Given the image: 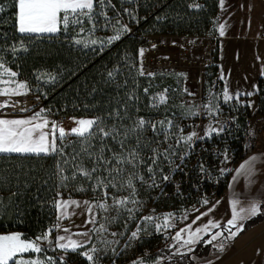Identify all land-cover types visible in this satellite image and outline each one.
<instances>
[{"label":"trees","instance_id":"1","mask_svg":"<svg viewBox=\"0 0 264 264\" xmlns=\"http://www.w3.org/2000/svg\"><path fill=\"white\" fill-rule=\"evenodd\" d=\"M14 2L0 0V6L4 8L0 12V64L17 74V79L26 84L29 95L37 99L36 105H41L46 114L67 118L103 117L111 125L113 120L108 113L121 108L122 114L126 111L131 117L125 119L126 124L131 125L139 118L158 125L164 121L163 129L168 134L165 140L163 135H156L150 127L143 133V142L147 147L140 155L147 164H151L149 158L153 148L159 147L161 152L168 148L169 155L152 165L153 174L148 172L147 164H141L136 169L146 181L135 182L137 199L141 202L139 211L134 214V219H129L126 214L118 217L108 225L109 233H105L110 241L118 243L111 244V249L105 251L104 245L91 233L90 242L72 253H66L68 258L64 263L76 264L71 258H77L93 245L102 249L100 258L105 261H127L133 251L139 256L135 261L154 263L161 260L155 264H194V257L207 256L212 250L205 243L208 235L185 255H173L169 246L160 243L158 237L139 240L132 252L117 251L120 242L135 229L147 208L168 211L184 199L193 202L192 199L197 196L194 192L167 196L170 188L164 184L163 177L174 175L189 151L181 141L183 131H177L182 122L178 115L182 94L174 75L140 74L135 59L142 38L144 35L213 34L219 0H106L105 4L94 7L93 18H100L103 13L115 21L121 17L122 21L116 32H109L111 26L103 30L101 45L79 40L83 36L78 35V27L71 24L66 30L61 26V30L54 34H21L15 23ZM84 23H89L86 18ZM118 32L119 40L112 43L105 40V36ZM77 40L81 43H76ZM214 61L215 64L207 70L211 80L217 71L216 52ZM110 72L113 73L111 77L108 75ZM157 94H164V103L155 105ZM130 96L133 99H129ZM257 99L258 115L264 116V78L258 81ZM230 104L238 111L236 116L241 127L244 117L249 115L248 108L240 107L235 101ZM169 119L171 127L167 124ZM157 141L161 143L158 145ZM97 143L93 141L94 145ZM57 144L63 146L64 155L0 154V234L19 233L22 239L35 241L55 223V203L60 195L93 201L102 198L99 190H93L94 184L89 186L92 182L80 175L72 179L76 162L71 157L80 148L78 138L69 135ZM130 146H134V139ZM66 159L69 161L67 164L64 163ZM82 166L91 168L92 165L84 160ZM61 167L64 169L62 175L68 177L63 183L58 173ZM81 188L84 190L81 191ZM118 194L126 195L125 192ZM262 221L264 204L260 214L244 223V230ZM111 232L118 235L113 237Z\"/></svg>","mask_w":264,"mask_h":264},{"label":"snow or ice","instance_id":"2","mask_svg":"<svg viewBox=\"0 0 264 264\" xmlns=\"http://www.w3.org/2000/svg\"><path fill=\"white\" fill-rule=\"evenodd\" d=\"M106 0H15V23L17 30L21 34H45V33H57L61 30V26L66 30L71 25H83L84 19L88 21L93 20V10L97 4L103 5ZM223 4V0H221ZM4 8L0 6V12H3ZM225 26L221 24L219 26L220 35H224ZM81 31L83 28L81 27ZM120 39L119 32L114 35L108 41L112 43ZM76 43H81L77 40ZM91 43H96L92 41ZM23 47V45H21ZM16 51L15 48L12 49ZM139 55L143 56V50H140ZM0 69H3L4 74L11 77H15V72H9L4 69L3 64H0ZM144 75L143 70L140 72ZM111 77L113 73H108ZM148 75H151L149 73ZM5 83H13L14 81H4ZM26 85L19 83L15 89L11 91L5 90L0 92V95H20L21 90H24ZM147 91V90H145ZM252 93H248L251 95ZM225 100L234 99L233 96H229L227 92L224 94ZM133 99V97H129ZM159 102L164 103L165 97L161 95ZM6 106V105H5ZM121 107H124L123 105ZM39 117V114H37ZM108 117L113 120L111 125H108L105 118L96 117L92 119H79L75 121V127L69 131H65L63 127H59L56 122H52L49 125L47 119H42L37 122L36 118L33 119H0V153H15V154H61L63 153V146H58L57 141L65 140L69 135H74L78 138L80 148L75 150V154L72 155L71 160L76 162V171L72 175V179H75L77 175L82 176L86 181L90 183V187L93 190H99L102 194V198L96 202H83L86 207L89 219L87 224L98 225L90 230V232L97 237V241L104 245L106 251L108 246L118 241H110L106 238L105 233H108V225L113 223L118 217L127 215L129 219L135 218V213L139 211L141 202L137 199L135 182H146L144 177L141 176L136 169L141 164H147V161L141 158L140 153L147 147L143 142V133L147 128H151L156 135H163L164 139H168V134L163 129L164 121L158 124H151L145 121L143 118H139L131 125L125 123V119H131L127 116L126 111L122 114L121 108L114 109L108 113ZM169 127L172 126L171 121H167ZM49 129V131H44ZM222 130V129H221ZM217 130L209 128L207 135H211ZM194 137H198L196 132H192L187 136H182L181 141L191 142ZM134 146H130L133 144ZM93 141H97V144H93ZM181 141H177L180 143ZM158 145L161 143L157 141ZM171 145H169V148ZM169 155L168 148H165L163 152L159 151V147L152 149V156L149 158L151 164H147V170L150 174H153L152 165L156 163L158 159L163 157L167 159ZM257 157L251 158L245 165L241 166V170L237 175L244 174L250 176L252 173V164ZM88 160L91 163V168L83 167V161ZM64 163L69 161L66 159ZM64 169L61 167L58 169L61 183L68 177L63 176ZM163 179L167 180L165 176ZM234 179H236L234 177ZM153 183L155 181L153 180ZM81 191L84 189L81 188ZM125 192L126 195H119L118 193ZM59 195V193L57 194ZM207 203V201H205ZM75 205L80 206V203L74 200L71 201H57L56 207L61 210V215L58 219L66 218L67 209ZM99 210V213L96 210ZM212 209H209L211 211ZM241 211L245 214L241 215ZM237 211L235 203L233 204V214L231 219L227 221L228 227L224 231L229 235L218 244L213 246L220 252L225 250L228 242L234 240L244 231V224L241 223L255 217L261 213V207L257 203H253L249 209ZM202 213L201 215H206ZM99 216V220H98ZM200 217H197L199 219ZM145 221H152V216L142 217ZM170 217H164L163 227H169ZM210 224L212 222H209ZM212 226L219 228V224H213ZM59 227V225H56ZM161 227L160 225L157 226ZM191 232L189 226L188 229ZM64 232H68V229H64ZM183 231V230H181ZM201 231H208V225H205L204 229H196L191 232V235L184 241L185 245L193 244L199 241V233ZM139 228L137 231L132 232V238L138 236ZM46 233L42 237H38L37 240H47L48 235ZM76 235L87 237L83 241H76L71 236L60 235L56 238L55 247L64 251L71 249L76 251L78 248L84 247L90 242V233L82 232ZM113 237L118 234L112 232ZM224 236V232H217L211 235V238L205 243L212 244L213 241L220 240ZM176 239L179 241L182 239L180 233L176 235ZM67 241V242H64ZM192 249H188L191 251ZM43 249L35 241H26L21 238L19 234L3 235L0 236V264H55L54 257H46L45 260L40 259H26L25 253L33 252L40 253ZM102 249L93 245L90 249L82 253L86 256L89 262L92 264H98L100 259V253ZM114 251V249H113ZM177 254L183 255V253L177 252ZM211 264V262H209Z\"/></svg>","mask_w":264,"mask_h":264},{"label":"rangeland","instance_id":"3","mask_svg":"<svg viewBox=\"0 0 264 264\" xmlns=\"http://www.w3.org/2000/svg\"><path fill=\"white\" fill-rule=\"evenodd\" d=\"M115 15L116 13L113 14L112 17H114ZM121 21H122L121 17H119L118 20L115 21L112 20L110 16H105L102 13L100 15V18H93L92 21H88L89 23L86 24L83 23V25H76L79 29L77 34L83 36V38L79 40H83L85 43L90 45H101L103 44V42H101V40H103V30H105L107 26H111L109 32L111 33L116 32L117 27L119 26V23ZM81 27L83 28V31H81ZM114 35L117 34L115 33L112 35H108L105 36L104 38L105 40L109 41L110 38L113 37ZM92 41H96V43H91ZM217 41L219 42L221 47L219 54L221 57L220 60L222 66L227 68V66L234 61V57L233 56L230 57L228 54L229 49H231V47H233L234 45L233 41L225 38H221L220 40ZM3 67L4 69H7L9 72H13L8 67L4 65ZM171 75H174V77L176 78V82H177L176 84L180 85L179 92L182 94V97L180 99L181 110L178 114L180 115L181 117L180 120L182 122L180 123L177 131L178 132L183 131L184 135L181 134L182 136H187L192 132H196L198 137H203L202 139L194 137L191 142L183 141V143L186 144V151L190 150L196 144L208 145V144L218 143V140H220L221 138L227 135V132L222 124L223 117L227 114L237 115L238 111L235 110L230 103L220 104L221 103L220 93H219L220 86L218 83H214L213 80L210 79L209 71L203 72L201 76L198 74V72L189 71V70ZM14 79L15 77H11L9 75L4 74L3 69H0V92L5 91L6 89L9 91L15 89L16 85L19 84V82L14 81ZM4 81H14V82L5 83ZM226 85H228V82ZM21 91L22 94L20 95H8V96L17 97L13 99H16V101L22 104L27 103V105L28 104L32 105L33 103H30V100H34L35 97L29 95V92L27 91L26 88ZM161 95L164 96V94H157L155 96V105L160 104L159 97ZM0 101L3 100L1 99ZM247 101L250 106L253 104V100L251 97H248ZM237 105H239L242 108L246 107L245 104H243L242 102L237 103ZM255 116H259V115H255ZM54 117L58 118V116H54ZM79 119H92V117H80V118L68 117L67 122L63 125H59V127H63L67 132L71 128L77 126L75 121ZM169 121H171V119H169ZM209 128H214L217 131L213 132L211 135H207L206 133L208 132ZM236 140L237 139H233V142L236 143ZM228 142H230V139ZM228 145L229 144L227 143L226 147H228ZM227 155L228 154H225L222 160L211 165L209 172L210 179L218 180L220 179L221 176H223L224 172L226 171L229 165V159ZM224 182H222L220 188L221 190L222 188H224L225 185ZM221 190L217 193L210 191L205 193H199L197 194V196L194 197V199H192L193 202L185 201L186 199H184V201L181 204L177 205L176 208L170 209L168 211H161L156 209L155 207L147 208V210L144 212L142 217L152 216L153 220L145 221L141 218L135 229L132 231V232L137 231V229L139 228L138 236L132 238L131 236L132 232H131L127 238L123 239V241L120 242L117 252H121L124 250H130L132 252L134 246H136V243L139 240L142 239L151 240L152 237L154 238L158 237L160 238V243L167 244L169 246V249L171 250V253L173 255H180L177 254L178 251L179 253H183V255H185L192 252V250L195 248L197 243L205 235L209 236L208 239H206L207 241L211 238L212 234L217 232H224V236L221 237L220 240L213 241L212 244H209L212 250L209 251L207 256L201 258L194 257V262H195L194 264H209V262H211L212 264L220 253V251H218L213 245L220 243L229 235L228 232L223 230L228 226H223L222 228H217V229H214V226H212L213 224H219V221L215 220L216 214L213 212V207L220 200ZM71 200L79 202L80 206L79 207H76L75 205L70 206L67 209L66 218L64 219H58V217L61 215V210L56 207V212H57L56 220L53 226L51 227V229L48 232H46V233H50L48 235L47 240L35 241L41 246L43 251L40 253H33V252L25 253L24 257L26 259L45 260L46 257H54L55 264H65L64 262L67 260L68 255L62 254L63 252L60 251L59 249L57 250V248L55 247L56 238L60 235H64V236H71V238L76 241H83L85 239H88L87 237L76 235L77 233H82V232H89L91 237L90 230L93 229L94 225L86 223V221L90 217L87 213L86 207L84 206L83 202L85 201L96 202V201L90 200L89 198H74V197L68 198L60 195L57 198L56 202L71 201ZM205 201H207V203H205ZM209 209L212 210L209 211ZM73 210H77V213L80 214L78 218H75L74 215H70V211ZM96 211L98 212V209ZM202 213H207V214L201 215ZM166 216L170 217L168 221L170 225L169 227H163L164 217ZM197 217L200 218L197 219ZM209 222L212 223L210 224ZM56 225H59V227H56ZM158 225H160L161 227L158 228L157 227ZM205 225H208V231L207 232L201 231L198 234L200 237L198 242L189 245L184 244V241L189 238L191 232H194L198 228L204 229ZM189 226L191 228V232L188 230ZM64 229H68L69 231L66 233L63 231ZM178 232L182 237V239H180L179 241L176 239V235ZM45 234L39 237H42ZM105 236L109 240V237L107 235ZM189 248L192 250L188 251ZM109 249H111L110 246H108L107 250ZM86 250L81 252L77 258L73 257L71 259L73 261H76V264L78 263L92 264V262H89L86 256L82 254ZM69 252L72 253L74 251H68L65 253H69ZM132 255L134 257L130 259ZM132 255L127 261H119V262L105 261L102 258H100L98 264H155L161 261L158 260L154 263L135 261L136 259L139 258V256L137 253H134V251Z\"/></svg>","mask_w":264,"mask_h":264},{"label":"crops","instance_id":"4","mask_svg":"<svg viewBox=\"0 0 264 264\" xmlns=\"http://www.w3.org/2000/svg\"><path fill=\"white\" fill-rule=\"evenodd\" d=\"M221 24L225 26L223 36L220 35ZM213 34L218 40L225 38L233 41L234 44L228 53L230 57H234V61L225 68L220 60L221 47L217 41V71L213 82L220 86V104L242 102L248 108L249 115H258V81L264 78V0H223V4L219 0ZM14 81L25 84L17 79V74ZM225 92L234 99L225 100ZM248 93L252 94L248 95ZM248 97L253 100L251 106L248 104ZM13 98L17 97L0 96V100H3L0 101V119L36 118L37 122L47 119L49 125L55 122L56 117L46 114L41 105H36L37 99L30 100L32 105L28 104L18 109L15 108L16 99ZM253 157L257 159L251 166V175L242 173L238 176L241 166ZM234 203L237 211L247 210L253 203L259 204L260 207L264 204V132L257 151L238 164L236 170L226 180L219 202L213 207L219 228L228 226L227 221L232 217ZM244 214L245 212L241 211V215ZM70 215H74L75 218L80 216L77 210L70 211ZM247 220L241 223L244 224ZM12 234L19 233H1L0 236ZM59 250L65 255V252L72 251ZM212 264H264V221L244 230L237 238L228 242L225 250L219 253Z\"/></svg>","mask_w":264,"mask_h":264},{"label":"built area","instance_id":"5","mask_svg":"<svg viewBox=\"0 0 264 264\" xmlns=\"http://www.w3.org/2000/svg\"><path fill=\"white\" fill-rule=\"evenodd\" d=\"M142 39L135 65L139 72L143 70L144 76L175 74L188 70L198 72L201 76L215 64L218 37L214 34L144 35ZM140 50H143L142 57L139 55ZM55 122L63 125L67 122V117L59 116ZM222 124L227 132L225 137L218 140V143L193 146L175 174L164 180V184L170 188L167 196H174L179 192L205 193L204 190L217 193L221 190L222 182H226L238 164L257 151L264 132V116H245L240 127L238 117L227 114L223 117ZM233 139H237L236 143ZM225 154H228V168L220 179H210L211 165L222 160Z\"/></svg>","mask_w":264,"mask_h":264},{"label":"bare ground","instance_id":"6","mask_svg":"<svg viewBox=\"0 0 264 264\" xmlns=\"http://www.w3.org/2000/svg\"><path fill=\"white\" fill-rule=\"evenodd\" d=\"M16 108L21 109L27 105V103H20L18 101H15Z\"/></svg>","mask_w":264,"mask_h":264}]
</instances>
